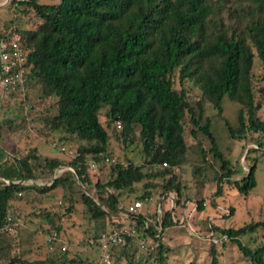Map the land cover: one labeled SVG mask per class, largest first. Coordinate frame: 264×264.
<instances>
[{
  "label": "trees",
  "instance_id": "16d2710c",
  "mask_svg": "<svg viewBox=\"0 0 264 264\" xmlns=\"http://www.w3.org/2000/svg\"><path fill=\"white\" fill-rule=\"evenodd\" d=\"M9 6L24 14L29 10L39 20L28 30L16 28L11 21L4 22L0 32V39L18 35L25 52L28 73L24 97L32 91L40 100L53 99L55 114L42 120L44 127L47 132L66 135L61 141L72 137L78 145L67 162L41 157L34 148L8 161L0 159V229L13 201L32 202L36 197L70 191L72 187L86 189L91 185L88 163L109 159L108 179L93 184V199L80 192L85 213L92 220L104 221L103 233L121 211L120 194L134 192L135 184L141 183L143 189L137 200L154 193L159 197L173 194L171 210L160 206L158 223L155 213L127 219L135 230L132 239L150 237L154 247L149 256H155L157 264H165L166 248L158 237L177 227L179 221L173 212L180 207L183 187L172 169L184 163L186 118L190 135L201 134L209 144L205 152H200L203 166L191 168L193 179L201 171L206 173L209 156L216 164L211 179L216 184L213 196L222 195V181L243 196L255 187V159H250L239 180L229 182L235 171L218 150L213 137L215 128L209 118L202 117V103L211 105L231 142L250 134L264 137V121L257 119L259 105L254 102L255 93L263 94V90L255 91L251 82L254 56L264 65V0H59L52 5L11 0ZM175 73L180 90L172 87ZM184 82L199 90L200 101H190ZM227 104L235 107L232 121L223 115ZM100 110L104 112L106 127H119L117 139L122 144L139 142V165L111 163L106 153L108 135L98 121ZM23 123L21 120L17 127ZM255 142L261 149L263 143ZM163 163L166 167L161 166ZM59 168L65 171L48 186L14 184L20 179L40 180ZM201 204L196 202V212H203ZM70 210L68 206L66 211ZM146 219H150L147 228ZM263 226L264 222L238 229L210 226L209 231L225 236L226 242L234 244L251 264H264V244L250 250L238 239ZM5 236L0 230V262L23 264L9 256L13 245ZM132 239L109 252L118 249L121 256H126ZM209 255L208 264H218L213 245ZM72 262L80 261H69Z\"/></svg>",
  "mask_w": 264,
  "mask_h": 264
},
{
  "label": "rangeland",
  "instance_id": "374dc122",
  "mask_svg": "<svg viewBox=\"0 0 264 264\" xmlns=\"http://www.w3.org/2000/svg\"><path fill=\"white\" fill-rule=\"evenodd\" d=\"M10 1L0 0V32L3 31V23L8 21L20 30L32 29L39 23L29 10H26L24 14L9 8ZM58 1L36 0V3L52 5ZM251 75L254 90H263V94L259 91L255 93L254 102L259 105L255 113L257 119L264 121V65L256 56L253 58ZM172 82L173 89L180 90L176 73L172 76ZM183 88L191 102L201 100L198 89L187 82H184ZM23 91L24 89L19 90L14 96H10L8 92L0 93V159L4 158V161H8L16 154L25 153L27 149L34 148L41 157H51L67 162L70 160L69 152H75L78 141L72 137L67 141H61L60 138L66 135L56 131L47 132L42 123L45 117L55 114L52 108L53 99L40 100L32 91L25 98ZM202 105L204 112L202 117L209 118L212 127L215 128L216 135L214 133L213 137L218 150L228 160L230 168L235 171L229 182L239 180L246 173L250 159H255L257 161L254 174L255 187L247 196H243L227 181H222L220 186L222 195L213 196L216 184L211 179L216 164L209 156L206 157V162L209 163L206 173L201 171L199 175H196V179H193L191 168L197 165L203 166L200 152H205L209 144L201 134H197L196 137L190 135L191 126L186 118L183 123V139L186 144L184 163L172 169L175 178L183 187L180 205H178L180 207L174 209L173 216L174 219L180 220L183 215L190 229L183 223L163 231L160 237L157 235L163 247L166 248L165 264H208L211 245H213L218 264H251L234 244L226 240L218 242L216 240L218 235L215 233L211 235L212 237L209 236L211 232L209 228L211 226L218 229H238L251 223L264 222V137L260 134H250L246 136V139L231 142L226 138L222 122L216 118V112L211 105L207 103ZM46 109L50 111L47 112ZM234 110V106L231 108L228 104L226 105L223 115L228 121H232ZM21 120H24V123L17 127ZM98 121L108 135L106 153L112 159L111 163L125 165L130 162L139 165V142L122 144L117 139L119 127L115 126L114 130L112 126L106 127L103 110L98 113ZM255 141L263 143L261 149L257 147ZM60 148H63L64 152ZM109 168L110 162L97 163L94 171H88L91 185L86 189L72 187L70 191L58 190L51 196L36 197L32 202L24 199L13 201L8 214L19 218L20 223L14 227L11 234L5 233L7 236L5 237L9 239V245H13L9 256L16 257L20 262H24L23 264H50V262L53 264H97L101 252L95 248V245H89L87 241L101 233L104 221L89 218L80 203V192L83 191L85 195L93 199V184L96 181L105 183ZM61 171H65V168H59L50 176L34 181L32 184L48 186L52 177L58 176ZM133 189L134 192L123 191L120 194L121 204L125 205L136 200L143 191L141 183L135 184ZM151 197L152 202L142 205L141 214L147 212L151 216L155 212L159 196L154 193ZM196 202L202 203V213L195 211ZM167 205L168 203L164 202L161 207L166 208ZM68 206L71 207L70 212L66 211ZM44 213L48 216L45 217ZM52 232L56 233L60 242L67 244L64 252L60 251L59 246H56L53 251L48 250L46 237ZM238 239L246 248L254 250L264 244V226ZM152 247L154 242L150 237L132 239L126 249V256L119 254L120 248L109 252L110 264H157L155 256H149L153 253ZM70 260L80 262L69 263Z\"/></svg>",
  "mask_w": 264,
  "mask_h": 264
},
{
  "label": "built area",
  "instance_id": "2783aa9c",
  "mask_svg": "<svg viewBox=\"0 0 264 264\" xmlns=\"http://www.w3.org/2000/svg\"><path fill=\"white\" fill-rule=\"evenodd\" d=\"M23 1V0H21ZM27 67H26V59L25 52L22 48V44L20 43V39L18 35H12V37H8L7 35L0 39V93L2 92H14L21 91L26 81L27 76ZM118 128V126H116ZM62 152H64L63 148H60ZM70 156H73V153L69 152ZM109 159H104L102 163H109ZM162 167H166V164L163 163ZM96 168V163L90 161L87 166L88 171H94ZM55 176L52 177V179ZM173 194L168 193L159 197L158 203L155 205V222H159L160 218V206L162 203L166 202L167 209L171 210L173 206ZM152 202V197L143 199V200H133L127 204H122L119 206L121 209L120 213L112 219V223L107 225V229L105 232L101 233L97 236V238L92 241H87L90 245H95L101 255L99 256L97 264H109L110 263V254L109 250L112 248L123 247L127 244L128 239H132L135 236V230L133 227L128 225L127 219H133L135 215L141 214L140 209L143 204H148ZM148 214L145 212L142 215ZM20 223L19 218L12 217L8 215L6 219L5 225L0 229L1 231L11 234L13 232L14 227H16ZM118 223H122L119 225ZM148 223H150V219H146L144 222V227L147 228ZM185 223L183 215L181 219L178 221V225ZM185 225L189 228V224L186 222ZM190 229V228H189ZM213 236V233L210 232L209 236ZM211 236V237H212ZM210 237V238H211ZM218 242L225 241L226 238L223 235H219L216 237ZM46 243L49 251H53L56 246H59L61 252H64L67 248V244L60 242L57 238L56 233L52 232L50 235L46 237ZM215 243V241H214Z\"/></svg>",
  "mask_w": 264,
  "mask_h": 264
},
{
  "label": "water",
  "instance_id": "95a60500",
  "mask_svg": "<svg viewBox=\"0 0 264 264\" xmlns=\"http://www.w3.org/2000/svg\"><path fill=\"white\" fill-rule=\"evenodd\" d=\"M54 179V178H53ZM52 179V180H53ZM52 180H51V182H52ZM14 184H17V185H29V184H32V182H30V183H25V182H23L21 179L18 181V182H15Z\"/></svg>",
  "mask_w": 264,
  "mask_h": 264
}]
</instances>
